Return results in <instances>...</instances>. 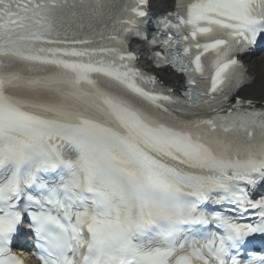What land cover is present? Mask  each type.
<instances>
[{"label":"snow or ice","instance_id":"snow-or-ice-1","mask_svg":"<svg viewBox=\"0 0 264 264\" xmlns=\"http://www.w3.org/2000/svg\"><path fill=\"white\" fill-rule=\"evenodd\" d=\"M150 7L0 0V264H28L25 221L41 264H264L242 258L264 235V109L231 101L264 0H176L151 38ZM133 39L187 75L183 99Z\"/></svg>","mask_w":264,"mask_h":264},{"label":"bare ground","instance_id":"bare-ground-1","mask_svg":"<svg viewBox=\"0 0 264 264\" xmlns=\"http://www.w3.org/2000/svg\"><path fill=\"white\" fill-rule=\"evenodd\" d=\"M170 1L173 0H164L163 3H158V0H155V10L169 6ZM246 61L249 75L253 78V83L242 89L240 96L246 99L260 101V103L264 102V88L261 87L262 80H264V52L258 54L256 57H247ZM162 75L167 81L177 83L170 73L163 72Z\"/></svg>","mask_w":264,"mask_h":264},{"label":"rangeland","instance_id":"rangeland-1","mask_svg":"<svg viewBox=\"0 0 264 264\" xmlns=\"http://www.w3.org/2000/svg\"><path fill=\"white\" fill-rule=\"evenodd\" d=\"M256 57V56H255Z\"/></svg>","mask_w":264,"mask_h":264}]
</instances>
